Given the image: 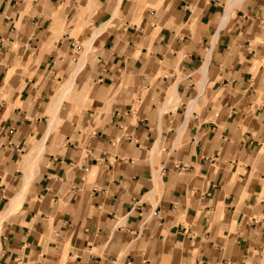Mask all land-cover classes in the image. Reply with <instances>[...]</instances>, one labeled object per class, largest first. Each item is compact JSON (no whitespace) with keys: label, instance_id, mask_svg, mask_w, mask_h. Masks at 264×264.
Listing matches in <instances>:
<instances>
[{"label":"crops","instance_id":"obj_1","mask_svg":"<svg viewBox=\"0 0 264 264\" xmlns=\"http://www.w3.org/2000/svg\"><path fill=\"white\" fill-rule=\"evenodd\" d=\"M0 264H264V0H0Z\"/></svg>","mask_w":264,"mask_h":264},{"label":"bare ground","instance_id":"obj_2","mask_svg":"<svg viewBox=\"0 0 264 264\" xmlns=\"http://www.w3.org/2000/svg\"><path fill=\"white\" fill-rule=\"evenodd\" d=\"M69 87H70V85H69ZM66 88V87H65ZM62 90V89H61ZM66 90V89H65Z\"/></svg>","mask_w":264,"mask_h":264}]
</instances>
